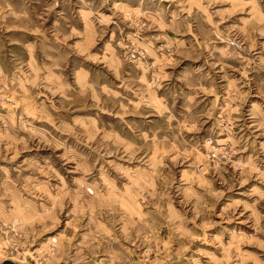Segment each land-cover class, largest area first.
I'll use <instances>...</instances> for the list:
<instances>
[{
  "label": "rangeland",
  "instance_id": "obj_1",
  "mask_svg": "<svg viewBox=\"0 0 264 264\" xmlns=\"http://www.w3.org/2000/svg\"><path fill=\"white\" fill-rule=\"evenodd\" d=\"M264 264V0H0V264Z\"/></svg>",
  "mask_w": 264,
  "mask_h": 264
},
{
  "label": "water",
  "instance_id": "obj_2",
  "mask_svg": "<svg viewBox=\"0 0 264 264\" xmlns=\"http://www.w3.org/2000/svg\"><path fill=\"white\" fill-rule=\"evenodd\" d=\"M2 264H15V263L10 262V261H4V262H2Z\"/></svg>",
  "mask_w": 264,
  "mask_h": 264
},
{
  "label": "bare ground",
  "instance_id": "obj_3",
  "mask_svg": "<svg viewBox=\"0 0 264 264\" xmlns=\"http://www.w3.org/2000/svg\"><path fill=\"white\" fill-rule=\"evenodd\" d=\"M4 262V261H3Z\"/></svg>",
  "mask_w": 264,
  "mask_h": 264
}]
</instances>
